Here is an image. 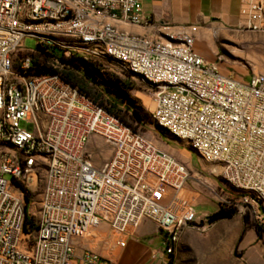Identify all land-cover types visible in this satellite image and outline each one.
Segmentation results:
<instances>
[{
	"label": "built area",
	"instance_id": "built-area-1",
	"mask_svg": "<svg viewBox=\"0 0 264 264\" xmlns=\"http://www.w3.org/2000/svg\"><path fill=\"white\" fill-rule=\"evenodd\" d=\"M242 15V31L264 33V0ZM195 40L189 27L157 25L142 0H0V264H119L79 239L106 225L123 245L143 221L165 235L169 256L186 229L210 226L182 194L187 165L67 83L72 58L147 84L154 124L218 169L264 228V75H224L222 56L205 60ZM42 65L49 72L35 74ZM92 138L111 148L101 167Z\"/></svg>",
	"mask_w": 264,
	"mask_h": 264
},
{
	"label": "rangeland",
	"instance_id": "rangeland-1",
	"mask_svg": "<svg viewBox=\"0 0 264 264\" xmlns=\"http://www.w3.org/2000/svg\"><path fill=\"white\" fill-rule=\"evenodd\" d=\"M182 12V9L173 13L169 11H159L152 16L157 25L166 23L172 26L189 27L196 39V50L202 49L211 56V59H216L217 53L222 56L220 70L224 75L233 76L240 81H248L253 74L264 75V33L213 28L212 25L203 22H181L179 19L183 16ZM24 46L27 49L34 50L36 49V40L27 38ZM24 55L26 54L22 56ZM97 65L103 74V79L107 82L110 89L107 90L105 87L89 84L92 99H97L100 103H103L104 106L111 109L113 105H116L114 111L119 113L127 123L131 125L136 133L151 142L157 149L168 153L177 161L187 165L191 177V179L188 180V185L192 188H197L191 181L192 177L202 179L207 182L208 185H214V180H216L225 186L218 174L212 171L215 168L201 161L197 153L190 149L185 140L175 138L170 133L154 124L151 116L153 102L152 90L147 84L139 78L132 79L131 76L124 72L117 64L97 63ZM119 81L131 82V84H128L130 88L126 93L121 91L120 86H118ZM134 111H138L141 115V120L134 118ZM88 148L93 154V162L97 167L104 165L112 156L110 146L107 145L102 138H92ZM190 169L196 172H192ZM197 172L199 173L198 177L195 176ZM27 191L30 192L31 190L27 189ZM224 191L225 196L231 199V203L227 206L234 207L237 212L240 210L241 215L247 220L250 227L256 228L257 225L250 218L248 210L244 209L242 205H239L238 202L235 201H239L243 197V193L236 191L228 185L227 189ZM218 193V195H222L221 192ZM34 194L36 196V192L33 193L31 191V196ZM182 194L184 198L192 204L195 195L188 194L186 191ZM102 227H106V229L102 230ZM149 229H151L150 232H154L153 225H150L148 230ZM109 234L113 236L114 245L117 244L119 236L112 232L108 226L103 225L90 231L86 236L79 239V249H90L100 253V250L108 249V244L105 239ZM261 234H264V230H261ZM242 254L243 253H241V255ZM194 264H201V262H194ZM241 264H245L243 259H241Z\"/></svg>",
	"mask_w": 264,
	"mask_h": 264
},
{
	"label": "crops",
	"instance_id": "crops-1",
	"mask_svg": "<svg viewBox=\"0 0 264 264\" xmlns=\"http://www.w3.org/2000/svg\"><path fill=\"white\" fill-rule=\"evenodd\" d=\"M261 1L142 0V3L146 15L152 16L159 11L173 13L182 9L183 16L179 19L181 22H203L212 25L213 28L242 31L245 24L243 8ZM131 31L136 32L135 34L143 33L140 29H131ZM197 50L205 60H214L202 49ZM248 81L243 80V82ZM195 176L198 177L199 173H195ZM191 181L197 188L187 185L185 191L195 195L192 205L195 206L199 219L205 220L219 210L221 205L217 199L218 192L225 190V186L216 180L214 185H208L207 182L196 177H192ZM165 193L164 201L167 200L171 191L168 190ZM150 225L154 226V232H150L151 229L148 230ZM105 229L106 227H102V230ZM260 229L264 230V228ZM164 238L165 235L158 232L154 223L143 221L132 235L124 237L123 245L118 241L114 245L113 236L109 234L105 239L108 249H102L100 253H97L119 264H168L170 257L164 252ZM241 259L245 264H264V234L259 237L255 228L245 222L241 212H237L230 219L210 224L205 231L186 229L177 243L173 264H194V262L241 264Z\"/></svg>",
	"mask_w": 264,
	"mask_h": 264
},
{
	"label": "trees",
	"instance_id": "trees-1",
	"mask_svg": "<svg viewBox=\"0 0 264 264\" xmlns=\"http://www.w3.org/2000/svg\"><path fill=\"white\" fill-rule=\"evenodd\" d=\"M69 64H70V69L64 73V79L72 87L77 88L82 94L92 99L91 88L89 87V84H93L94 86L98 85L100 87H105L107 90L110 89L107 85V82L103 79V74L101 73V70L98 68L97 63L87 62L81 58H72L69 60ZM33 72L35 74L42 75L48 73L49 69L45 65H42L34 68ZM128 84H131V82L127 83V81L126 82L119 81L118 86H120L121 91L126 93L127 90L130 88ZM92 100L95 103H97L100 107L106 109L110 114L118 118L123 124L127 125L132 129L131 125H129L127 121L119 113L114 111L116 105H113L111 109L104 106L103 103H100L97 99H92ZM134 118L141 120V115L138 113V111H134ZM29 195H30L29 193H26L27 200ZM236 214H237V210L234 207L220 206L217 212L213 213L207 218V221L209 222V224H213L220 220L230 219ZM245 222L247 223L246 219ZM255 230L258 236L261 237V229L259 227H256ZM169 257L170 259L168 264H173L174 254H170Z\"/></svg>",
	"mask_w": 264,
	"mask_h": 264
},
{
	"label": "bare ground",
	"instance_id": "bare-ground-1",
	"mask_svg": "<svg viewBox=\"0 0 264 264\" xmlns=\"http://www.w3.org/2000/svg\"><path fill=\"white\" fill-rule=\"evenodd\" d=\"M152 109H153V105H152ZM214 172L217 173V174L219 173L218 169L214 170Z\"/></svg>",
	"mask_w": 264,
	"mask_h": 264
}]
</instances>
